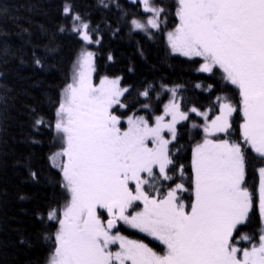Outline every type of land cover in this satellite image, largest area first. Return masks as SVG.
Masks as SVG:
<instances>
[{
  "label": "snow or ice",
  "instance_id": "1",
  "mask_svg": "<svg viewBox=\"0 0 264 264\" xmlns=\"http://www.w3.org/2000/svg\"><path fill=\"white\" fill-rule=\"evenodd\" d=\"M140 3L150 15L146 24L132 19L133 30L159 31L164 8L152 0ZM63 12L70 15L71 5ZM175 15L178 24L167 32L171 52L198 61L200 73L219 70L238 90L239 106L218 97V114L211 120L207 111L189 110L203 117L205 126L203 141L192 149L188 187L184 167H175L169 149L177 124L189 120L177 90L165 88L171 99L154 123L133 114L125 128L113 109L128 107L122 98L129 88L121 87L119 77L94 84L95 54L82 51L56 111L63 147L50 160L68 198L59 213L47 214L58 228L46 264H264V0H176ZM72 19L77 22L72 31L85 43H99L78 14ZM150 88L139 95L147 100ZM236 114L241 122L233 141ZM250 166L258 175L255 196L246 183ZM163 182L171 183L161 193ZM184 193H190L189 203ZM254 208L262 226L258 240L242 230ZM121 225L158 241L163 253L121 235Z\"/></svg>",
  "mask_w": 264,
  "mask_h": 264
},
{
  "label": "trees",
  "instance_id": "2",
  "mask_svg": "<svg viewBox=\"0 0 264 264\" xmlns=\"http://www.w3.org/2000/svg\"><path fill=\"white\" fill-rule=\"evenodd\" d=\"M152 3L164 8L163 21L159 31L143 32L133 30L131 20L146 24L150 14L136 0H0V264H46L54 246L58 225L47 214L51 209L59 213L68 198L61 187L62 174L50 160L63 146L55 130L56 111L82 51L95 54L96 82L119 77L121 85L129 88L122 98L128 107L118 113L123 117L135 114L153 123L169 98L165 87H179L182 110H210L211 118L218 114V97H228L239 106L238 90L219 70L214 75L200 73L196 71L198 61L171 52L166 34L178 24L176 0ZM65 5H71L68 16L63 12ZM74 14L89 24L92 38L99 39L97 45H86L72 31L77 23ZM149 86L146 100L139 93ZM144 103L150 107L143 108ZM41 118L43 124L37 125ZM233 122L236 131L230 139L236 141L239 114ZM193 123L198 127L193 128ZM202 125L200 117L190 114L188 121L177 126L176 140L169 146L175 167H184L188 187L192 149L204 139ZM248 155L255 158L250 150ZM163 183L161 193L171 182ZM246 183L255 196V167L248 168ZM183 195L189 203L190 193ZM260 225L254 208L242 230L258 240ZM121 232L158 253L164 251L162 244L138 231L120 228ZM45 234L48 241L43 239ZM22 239L26 243L21 244Z\"/></svg>",
  "mask_w": 264,
  "mask_h": 264
},
{
  "label": "rangeland",
  "instance_id": "3",
  "mask_svg": "<svg viewBox=\"0 0 264 264\" xmlns=\"http://www.w3.org/2000/svg\"><path fill=\"white\" fill-rule=\"evenodd\" d=\"M136 1H138V2H140V0H136ZM156 6H158V5H156ZM158 7H162V6H158ZM163 14V13H162ZM162 21H163V19H162V15H161V24H162ZM141 22V21H140ZM142 23H144V22H142ZM160 24V25H161ZM174 30V29H173ZM173 30H170V31H173ZM169 32V31H168ZM166 36H167V34H166ZM80 37V36H79ZM94 40V39H93ZM98 41H99V39H98ZM84 42V41H83ZM85 43V42H84ZM86 45H97L98 43H93V44H87V43H85ZM85 51H90V50H85ZM92 52V51H91ZM175 55H177V54H175ZM180 56V55H179ZM183 57V56H182ZM185 58V57H184ZM188 59V58H187ZM78 61V60H77ZM77 63V62H76ZM205 74H207V73H205ZM109 79H114V78H109ZM101 80V79H100ZM100 80L98 81V82H96L95 81V72L93 73V83L94 84H99V82H100ZM72 82V81H71ZM70 82V83H71ZM121 87H123L122 85H121ZM165 88H167V89H176V90H178L179 89V87H165ZM165 88H164V90H165ZM169 92V98H168V100H166L165 102H164V105L165 104H167L168 102H169V100L171 99V92L170 91H168ZM164 105H163V108H164ZM125 110V108H119L118 106L116 107V108H114L113 109V111H114V113L116 114V115H118L120 118H121V121H122V124H123V127H127V124H126V120H127V117H123V116H121V115H119L118 113L119 112H123ZM200 110V109H199ZM200 111H202V110H200ZM204 111H207L208 112V114H209V120H211L212 118H211V112H210V110H204ZM163 114V112L160 114V115H162ZM190 114H195V113H191L190 111H189V115ZM196 115V114H195ZM198 117H200L202 120H203V125L200 127V129L203 131V127L205 126V121H204V119H203V117H201V116H198ZM214 118V117H213ZM166 119H170V117H166ZM154 121H155V119H154ZM184 122V121H183ZM154 123V122H153ZM182 123V122H181ZM180 124V123H179ZM179 124H177V126L179 125ZM176 126V127H177ZM204 133V132H203ZM165 136H166V138H170L169 137V134L168 133H165L164 134ZM58 136H59V134H58ZM212 139H218V138H221V136H214V137H211ZM61 140V139H60ZM176 140V139H175ZM175 140L173 141V142H175ZM172 142V143H173ZM171 143V144H172ZM63 144V143H62ZM171 144H169V146L171 145ZM149 146H152L151 145V142H149ZM63 147V146H62ZM133 187H134V185H133ZM140 207H142V205L140 206ZM122 229H131V228H129V227H127V226H125V225H121L120 226ZM132 230H135V229H132ZM261 230H262V226L260 225V230H259V234H260V232H261ZM135 231H137V230H135ZM143 234V233H142ZM121 235H124L125 236V234L123 233V232H121ZM143 235H145V234H143ZM258 237H259V235H258ZM149 238H151V237H149ZM129 239H131V238H129ZM152 239V238H151ZM153 240V239H152ZM158 242V241H157ZM145 243V242H144ZM240 243L242 244V245H246L247 244V242L246 241H240ZM117 245H113L112 246V249L113 250H116L117 249Z\"/></svg>",
  "mask_w": 264,
  "mask_h": 264
},
{
  "label": "flooded vegetation",
  "instance_id": "4",
  "mask_svg": "<svg viewBox=\"0 0 264 264\" xmlns=\"http://www.w3.org/2000/svg\"><path fill=\"white\" fill-rule=\"evenodd\" d=\"M121 228V227H120Z\"/></svg>",
  "mask_w": 264,
  "mask_h": 264
}]
</instances>
